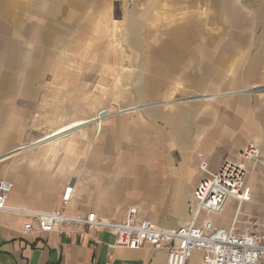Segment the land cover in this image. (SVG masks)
Listing matches in <instances>:
<instances>
[{
    "label": "crops",
    "instance_id": "0c3cea01",
    "mask_svg": "<svg viewBox=\"0 0 264 264\" xmlns=\"http://www.w3.org/2000/svg\"><path fill=\"white\" fill-rule=\"evenodd\" d=\"M165 1L173 5L170 11H183L181 24L197 30L201 42L161 50L146 69L134 56L136 50L146 55L142 49L105 37L111 36V22L129 20L131 31L140 14L139 27L146 30L144 20L158 17L163 0H0V179L12 185L10 207L70 215L95 211L114 221L136 207L140 218L174 229L191 218L202 160L212 170L225 160L251 166L241 157L249 142L264 154V92H243L264 84V0H246L247 7L235 0L251 25L244 28L223 13L226 0ZM225 34L244 43H224ZM165 51L173 58L163 63ZM126 60L140 68L133 73L139 102L168 100L124 106L100 121L98 109L110 95L104 84ZM144 70L153 77L152 93L143 89ZM174 92L180 101L170 98ZM75 121L85 123L45 138ZM248 183L252 197L240 215L264 221V166ZM69 184L75 195L64 204ZM236 208L229 199L222 212L201 218L229 228ZM28 221L20 212L0 213V264H168L166 252L151 246L111 251L109 231L70 238L25 231ZM189 264H203L200 251Z\"/></svg>",
    "mask_w": 264,
    "mask_h": 264
},
{
    "label": "built area",
    "instance_id": "2783aa9c",
    "mask_svg": "<svg viewBox=\"0 0 264 264\" xmlns=\"http://www.w3.org/2000/svg\"><path fill=\"white\" fill-rule=\"evenodd\" d=\"M257 88L258 87H254ZM261 88V89H260ZM261 91L264 87H260ZM241 157L252 165L225 160L212 170L202 160L199 168L203 177L194 189L190 202L191 218L174 229L162 228L152 221L138 216L132 207L123 221L108 220L95 211L70 215L63 209L52 212L17 209L8 204L12 185L0 179V213L20 212L28 216L25 231L54 232L81 239L92 233L109 231L114 240L110 250L117 248L139 249L151 246L165 251L168 264H189L192 254L200 251L203 264H264V221L254 216L241 217L243 203L251 200L249 177L258 166H264V154L255 142L247 143ZM75 195L72 184L65 187L62 200L69 204ZM229 199L237 202L233 222L229 228L215 225L202 215L220 213Z\"/></svg>",
    "mask_w": 264,
    "mask_h": 264
},
{
    "label": "rangeland",
    "instance_id": "374dc122",
    "mask_svg": "<svg viewBox=\"0 0 264 264\" xmlns=\"http://www.w3.org/2000/svg\"><path fill=\"white\" fill-rule=\"evenodd\" d=\"M242 2L244 6L247 7L245 5L246 0H242ZM162 3L163 4L159 5L158 10L156 12L158 17H154L152 19L148 18L144 20L145 24L147 23L146 30H141L139 27V25H141V21L143 20V15L140 14L138 17L139 20H137L139 23H136V25L133 26L131 31H129L130 29L129 20H126L123 23L122 22H119V23L111 22L110 23V26H112V31H111L112 33L110 34L111 36L105 37L106 39H108L109 43H112V44L117 43L118 45H121L123 47L124 44L127 45L128 43H130L131 46H134L138 49H142L146 55H143L139 51L134 50L136 52L134 56H135L136 61L140 60V61L145 62L146 69H148L147 65H155L156 57L158 59L162 57V56L161 57L159 56L160 54L159 51L161 50L162 51L166 49L169 50L173 48V46H176V45L192 44V43L201 42L200 36L197 30H193L194 28H192L191 26L189 27L184 24H181L180 20L182 19L180 18L182 17L183 11L181 12L170 11L169 8L173 5H171L170 2H167L165 0H163ZM235 5H236L235 0H226L225 3H223V6L221 7V9L223 10V13H226L228 15L229 19H231L234 25L238 27H243V28L251 26L249 23L246 24L247 22L246 20L245 22H243L242 11L241 10L239 11L238 10L239 8L237 7V5L236 6ZM204 9L205 10L208 9L207 5H205ZM207 13H209V9ZM182 21H186V20H182ZM150 22H152V25L156 23H159V24L155 26V29H152L153 27L149 26ZM172 24L174 25L173 28L170 27ZM224 36L226 37L224 43H232V44L233 43L234 44L244 43L242 42L241 36L239 35L233 36V35L225 34ZM216 38H217L216 36H209V42L212 43L213 41H216ZM126 50H128V48H126ZM166 53H167L166 51L162 52V54L166 55L163 58V61H162L163 63L166 62V59L170 60L173 58V57H170L171 54L169 52H168V54H170L169 57H168V54ZM126 55L130 56L131 53L127 51ZM138 72H140V68L136 67V65L134 64L131 65V63L128 60H126V64L125 62H123V64L120 67H117L114 71H110V73L112 74H110L109 82L108 83L106 82L104 84L105 91L109 92L110 95H109V99H107V96L104 97L105 103L101 105L100 108L98 109L99 112L103 111L100 116L101 117L100 121L102 119L104 120L108 116L113 115L114 113L118 111L124 110L123 109L125 108L124 106L129 105L128 107L132 108L135 106L136 107L141 106L143 104L155 103V101L165 102L168 100V98H160V99H155L151 101L152 99L145 98L146 100L143 101L144 103L139 102L138 95L134 91V88L137 84L136 82L137 79L133 77V73H138ZM142 72L143 73L141 74V78L144 79L145 81V84H144L145 91H147L148 93L154 92L156 88L154 87L153 77L150 76V74L148 73V70H144ZM124 74L127 75L126 80H124V77H125ZM97 84L95 83V89L101 90L102 85L97 86ZM142 84L143 83H141V85ZM174 86H176V84H174ZM258 86L259 88L264 87V84L257 85L254 87H258ZM253 89H257V88L247 89L243 92L250 91ZM110 90H112V92H110ZM123 90L127 91L128 96H126L125 98L122 97ZM259 92L263 93L264 89H262L261 91L258 90L255 94L259 96L260 95L258 94ZM221 94L223 93H216L214 95L220 96ZM180 95L181 94L174 92L170 98H172V100L174 101H180L182 99ZM214 95H212V97H214ZM130 96H132V100L129 98ZM98 117H99V114H98ZM96 122H99V120H97ZM85 126L79 127L78 129L84 128ZM78 129H75V130H78ZM67 138L68 136L66 137V139ZM80 139L82 140V138Z\"/></svg>",
    "mask_w": 264,
    "mask_h": 264
},
{
    "label": "bare ground",
    "instance_id": "6f19581e",
    "mask_svg": "<svg viewBox=\"0 0 264 264\" xmlns=\"http://www.w3.org/2000/svg\"><path fill=\"white\" fill-rule=\"evenodd\" d=\"M34 6V5H33ZM35 7V6H34ZM158 41V40H157ZM145 42V41H144ZM159 43V42H158ZM157 85V84H156ZM147 87V86H146ZM145 89V88H144ZM155 89V88H154ZM85 123V121H75V122H71L69 124L63 125L62 127L58 128L57 130H55L53 133L47 135L45 138H49L52 139V137H56L58 135H62L63 133H66L67 131H70L76 127H78L79 125ZM100 126V121L98 123V127Z\"/></svg>",
    "mask_w": 264,
    "mask_h": 264
}]
</instances>
